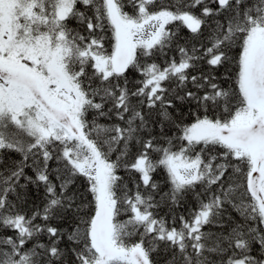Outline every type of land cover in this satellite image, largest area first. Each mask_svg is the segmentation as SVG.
<instances>
[{
	"label": "snow or ice",
	"instance_id": "1",
	"mask_svg": "<svg viewBox=\"0 0 264 264\" xmlns=\"http://www.w3.org/2000/svg\"><path fill=\"white\" fill-rule=\"evenodd\" d=\"M161 256L264 264V0H0V264Z\"/></svg>",
	"mask_w": 264,
	"mask_h": 264
},
{
	"label": "trees",
	"instance_id": "2",
	"mask_svg": "<svg viewBox=\"0 0 264 264\" xmlns=\"http://www.w3.org/2000/svg\"><path fill=\"white\" fill-rule=\"evenodd\" d=\"M184 35L187 36L188 33L185 31V32H184ZM121 175H124V173L121 172ZM156 179L162 182V181H163V173H158V174L156 175ZM81 183H82V179H81ZM163 190H167V185L164 186V189H163ZM41 194H42V190H41ZM36 203L39 204V198H36ZM187 205H188V206H191V207H195V206H196V202H195V200L192 199L191 196H189V198H188ZM167 211H168V209H167L166 207H165V208H162V209H161V214H164V213L167 212ZM159 259H160V264H163V259H164V257L161 256Z\"/></svg>",
	"mask_w": 264,
	"mask_h": 264
}]
</instances>
